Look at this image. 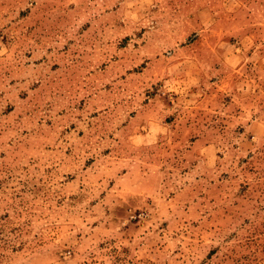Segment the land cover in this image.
Here are the masks:
<instances>
[{
    "label": "rangeland",
    "instance_id": "1",
    "mask_svg": "<svg viewBox=\"0 0 264 264\" xmlns=\"http://www.w3.org/2000/svg\"><path fill=\"white\" fill-rule=\"evenodd\" d=\"M0 264H264V0H0Z\"/></svg>",
    "mask_w": 264,
    "mask_h": 264
}]
</instances>
